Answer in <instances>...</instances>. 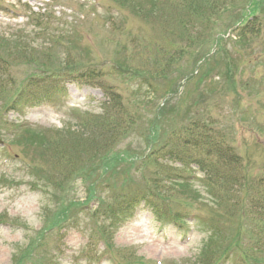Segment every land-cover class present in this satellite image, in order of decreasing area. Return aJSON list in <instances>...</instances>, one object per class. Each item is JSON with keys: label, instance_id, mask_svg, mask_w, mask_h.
<instances>
[{"label": "rangeland", "instance_id": "obj_1", "mask_svg": "<svg viewBox=\"0 0 264 264\" xmlns=\"http://www.w3.org/2000/svg\"><path fill=\"white\" fill-rule=\"evenodd\" d=\"M225 1L0 0V37H5L8 45L19 43L30 48L32 55L42 51L53 53L54 57L49 55L44 63L47 66L60 60L65 65L85 64L97 73L76 81L79 84L62 86L58 80L51 79L59 82L52 88L59 87L61 94L52 93L54 95L25 109L10 107L18 94L26 90L32 76H38L32 79L35 83L43 78L47 89L54 83L42 75L48 68L26 64L15 50L7 51L5 56L0 51V56L8 60L6 65H0V215H6L9 220L8 224L0 223V264H11L12 256L27 244V234L37 233L42 228L40 207L48 197L46 191L40 193L30 187L32 177L28 175L27 166L41 167L52 178L58 177L62 168L53 158L38 156L35 147L25 151L22 144L16 143L20 134L31 128L56 135L54 139L58 144L60 139L62 141L57 149H65L67 145L69 149L65 150L73 161L71 167L62 168L63 175H72L77 172L76 160L81 155L82 142L91 136V127L111 117L115 124L104 128L109 136L104 140L107 143L115 140L114 153L122 151L127 157L146 155L154 147L146 144L149 135L161 142L180 136L183 141L188 138L199 141L202 149L198 147L196 153L215 144L231 149V156L228 152L224 157L230 160L229 169L241 182L239 188L234 189H241L246 213L242 215L241 242L230 254L227 264H264V231L260 233L258 222L262 220L264 205L260 208L262 211H257L256 223L249 214L250 208L253 209L251 205L262 202L254 200L259 198L256 193L251 197L255 182L264 185V4L257 6L260 17L257 30L250 33L245 42L237 39L233 24L236 13L244 12L246 21L251 10L249 5H240L236 0H228L232 9L223 12L211 29L203 23L205 28L200 27L201 36L193 26L191 34L194 33L195 40L205 42L199 40L191 46L182 38L180 30L182 21L190 20L191 12L215 13ZM181 13L184 15L178 19ZM224 37L220 51L215 54V41ZM53 40L62 42L56 43L55 53L49 49ZM159 45L163 47L161 51H157ZM147 46L152 52L145 54L143 50ZM164 51L172 54L170 59L159 55ZM209 52L210 58L216 55L217 62V65L211 61L205 66L204 70L210 67V71L215 67L209 77L184 83V77L196 71L201 65L197 61ZM34 58L37 61L41 55ZM226 59L231 68L229 78L224 69ZM118 64L130 72L116 73ZM133 73L149 74L140 78ZM109 92L120 99L112 110L107 104ZM168 92L173 94L168 95ZM166 101L164 116L160 117L161 130L157 133L153 129L157 133L155 137L148 132L149 124ZM128 115L133 121L130 124ZM206 143L209 145L203 149ZM162 167L158 185L165 189L166 199L179 204L177 208L186 224L162 223L140 207L113 237L114 252L110 251V255L114 264H195L203 243L209 238L205 226L208 221L219 224L225 238L231 237L233 222L223 221L213 210L211 197L199 182L202 174L196 165L184 167L180 163H164ZM154 172V167L140 165L130 176L121 175L119 169L116 175L128 180L126 190L140 192L151 186L149 178H154ZM165 174L180 178L189 176L178 182L199 190L200 200L181 192L177 180L169 181ZM74 188L75 197L82 199L83 188L79 181ZM136 188L140 189L133 191ZM112 194L101 196L107 202ZM94 207L95 203L89 206L91 210ZM76 218L81 227L73 225L62 231L64 251L60 264H87L79 258L87 246L92 226L85 216ZM253 233L258 234V243L249 242ZM58 239L56 235L50 237L49 246ZM103 250L101 244H97V249L90 246V253ZM98 262L111 264L103 258Z\"/></svg>", "mask_w": 264, "mask_h": 264}, {"label": "trees", "instance_id": "obj_2", "mask_svg": "<svg viewBox=\"0 0 264 264\" xmlns=\"http://www.w3.org/2000/svg\"><path fill=\"white\" fill-rule=\"evenodd\" d=\"M156 1L158 0H153V2ZM236 2L240 3V5H249V11L251 10L250 13L252 14V16H255L254 14L257 13V6L262 3L264 4V1L262 0H236ZM230 5L231 2L226 0L219 7V10L217 9L215 13L204 12L201 15H198L196 12H191V17H189L190 20L182 21L183 27L182 29H180L182 32V38L188 41L191 46H194L195 43H197L199 40L201 41V39L195 40L194 33L191 34L193 26H196L194 27V29H196L195 32H197L199 35V31H201L200 27L205 28L204 24L209 26V29H211L216 19L223 12L232 9ZM259 6L261 7V5ZM183 15L184 13H181L178 19H180ZM243 15H245L244 12L240 14L237 13L235 23L243 22V25L236 31V36L237 39L245 42L248 35L250 33H254L257 30V20L255 17L253 18L251 16L253 19L252 21H245L243 19ZM250 25H252L251 30L249 29ZM179 38L180 33L178 31V39ZM221 41V39L216 41V45L219 50L221 49ZM201 42H205V40H202ZM1 43H5V40L3 38L0 39V44ZM170 47H172V44L170 45ZM2 48L6 51V48ZM7 49L17 51V53L19 54V58L25 61L26 55L28 53L32 55L30 48L21 46L19 43L11 44ZM162 49L163 47L159 45L157 51H161ZM161 54L168 58H171L172 56V54L170 55L169 51H164L159 55L161 56ZM211 60L216 62V56H214ZM27 62L31 64L34 61L30 59L27 60ZM77 65L78 64L65 65L60 60L55 63L51 62L49 66H46V68H49L48 71L50 70L49 79H69L73 82L74 80L72 79H78L80 81V79L85 76V72L82 71L86 68L82 65ZM118 68L119 73H122L123 69H125V67L121 64H118ZM208 68L205 70L204 68H201L198 76L200 78L199 80H202L209 76L212 71H210ZM225 68L226 75L230 76L231 69L229 62L225 64ZM127 70L128 69L124 70V72ZM86 73L90 74L89 78H91L92 75H95L93 70L90 69L89 71H86ZM146 74L149 73L140 75H143L142 77H144ZM37 83L31 80L26 90L22 91L12 102V107L20 108L27 103L35 101L38 97L46 95L48 93V90L45 89V86L42 83ZM108 97V99L110 100V103L108 104H110V108L112 110L113 105L119 102L120 99L119 96L114 95L110 92L108 93ZM116 111L119 110L116 109ZM164 112V109L158 110L157 116H155L153 122L149 124L148 132L150 134L153 133V136L155 137L156 134L161 130L160 117L164 116ZM117 114L118 113H115L116 119H118ZM131 121L132 117L131 115H128V123L130 124L133 122ZM112 123L115 124L113 118L111 117V119H109L108 121L100 122V124L99 122L95 123L94 127H91V136H89L85 139V141L82 142L81 155L76 160V165H78L77 172L72 175L71 173L63 175L62 168L64 167L65 169H67L71 167V163H73V161L71 159V156L69 159V152L65 150L69 149L67 145L65 146V149H57L59 144L62 146V141L60 139V143L58 144L57 139H54L56 135H52L49 132H35L28 130L25 132V135L21 137V142H23L25 146H30L33 148L35 147L38 150V156H46L49 159L53 158V160H56L59 163L60 167H62L59 171V176L56 178H52L50 176L51 174L43 172V168L35 167V165H33L29 173L30 176L34 178L32 182L33 188L35 190H41L43 192L46 191V194H48L50 197V201H54L56 203L55 207L58 205V210L54 215H52V224L59 225L63 223L70 208L75 206L73 204V201L70 200L67 195L68 193H70L69 186L74 183V181L79 180L84 186V191L87 198L86 202L89 203L90 201L95 200L98 203V211L96 213L99 219L98 234L102 239L109 240V231L111 235V230L118 226L121 221V217L128 214L134 208L135 203H137L138 201L136 200V195H119L120 192H117L111 196L112 198L110 200L105 202L104 197H102L101 195H104L107 191L115 189L116 187H119L120 189L124 188L125 182H127L128 180H126V178L124 177H121L123 179L122 181L120 177L116 175L117 169L121 170V175L130 176L131 170H136V166L138 167L140 165L152 166L156 169V172H154L153 174L154 178H149V180H151V185L153 186L152 192L149 195L146 194L143 199L148 202V204L152 203L149 206L156 216H162V208H165L164 206H170V202L165 200L168 196L162 195L165 190H163V188L158 185L161 183V180L158 179L161 177V172L163 171L162 165L157 163V161H159L158 155L159 153H163V157L166 158L167 156L169 161L172 162L176 160L180 161L186 159L187 155L182 156L180 149L178 150L176 148L180 141L183 140V137L180 136L177 139L174 138L173 140L167 141L166 144L164 143L160 146L156 145L152 152L145 156L144 160H139L138 162L134 163L135 157L128 158L122 151L117 150V153H114V147L116 144L115 140L111 141L110 143H107L104 140L105 138L109 137L106 133L107 131H105L104 128H110ZM79 128L80 125H77V129ZM153 129H156L157 133L156 131H153ZM81 136H83V134H81ZM156 141L158 140H153L150 135L146 138L147 145ZM193 142L194 143L191 145L192 148H202V144L199 141ZM92 144L93 146H90ZM208 145L209 143H206L203 148ZM187 146L190 145H186L184 149L188 153L189 151ZM167 148L171 149L165 151V149ZM207 149L211 152H214V154H210L207 150H201L200 153L203 158L196 159L198 168H200L201 171H203L205 174L202 184L204 185V189L206 190L207 194L211 197L210 200H212L214 208L213 210L217 212L221 219L228 221L231 220L233 222V226L231 228V237L225 238L223 236V232H221V229L219 228V224L208 221L211 224L209 227L211 228V237H209L208 242L201 248L195 264H214L220 259L221 261H226L228 260L230 254L233 253L234 248L238 246V242H241L240 233L242 224L240 222V213L242 211L240 193L242 191L241 189H234V187L239 188L241 182L239 178L233 173L234 171H228L229 167L232 164H230V160H227L224 157V155H228V152H230L231 156V151L228 148H224L222 145L216 146V144L215 146L209 145ZM58 158L60 160H58ZM230 174H232V176ZM168 180H171V178H169ZM177 185L184 191L186 189H189V186L186 184ZM191 193L194 195V199L196 201H199L198 192L193 190ZM143 199L141 200L144 201ZM262 203L264 204V202ZM251 206L253 208V211L261 210V207L259 205ZM46 207L47 206H45L43 210ZM50 216L51 215H47L46 217L50 218ZM258 222H260L261 225V227L259 226V231L260 233H262L264 231V214L262 220H259ZM107 223L108 225H106ZM257 241V234L253 233V236L251 237L249 242L256 243ZM20 263L21 260L17 262V264Z\"/></svg>", "mask_w": 264, "mask_h": 264}]
</instances>
